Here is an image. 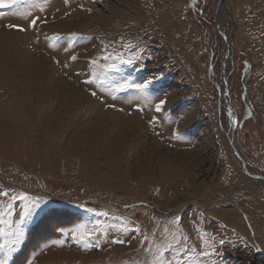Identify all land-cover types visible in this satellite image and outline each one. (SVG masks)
Returning <instances> with one entry per match:
<instances>
[{
    "label": "rangeland",
    "instance_id": "obj_1",
    "mask_svg": "<svg viewBox=\"0 0 264 264\" xmlns=\"http://www.w3.org/2000/svg\"><path fill=\"white\" fill-rule=\"evenodd\" d=\"M109 53L133 58L111 81L146 87L85 83ZM0 131V228L39 205L9 264H264V0L0 8ZM78 224L99 247L59 231Z\"/></svg>",
    "mask_w": 264,
    "mask_h": 264
},
{
    "label": "snow or ice",
    "instance_id": "obj_2",
    "mask_svg": "<svg viewBox=\"0 0 264 264\" xmlns=\"http://www.w3.org/2000/svg\"><path fill=\"white\" fill-rule=\"evenodd\" d=\"M18 0H0V8H5V7H11L13 4H16ZM65 3L68 2V0H64ZM36 7V6H34ZM44 9L41 8L40 11H43ZM87 11H91V9H87ZM21 16H24L27 18L28 16L31 15L29 12H22L19 13ZM41 23H46V20L42 19L39 16L33 17L29 21V26L32 28H36L39 24ZM10 28H18L20 31H24L25 29L22 26L19 25H8ZM78 37L76 36L75 33L72 34V39H77ZM52 39L59 41L61 37L59 35H56ZM129 47H131L129 45ZM73 61L77 59L76 56H71L70 57ZM135 58L139 59V53L135 54ZM103 60H112L113 63L107 64V65H100V67L104 68V72L102 75H98L96 71H93L90 76L91 78L86 80L85 83L89 85H95L98 88H110L113 89L114 91H123L128 87H135V88H141V87H146V85L141 86V85H133L129 84L127 80H125L124 83H115L111 81L108 77V73L111 72H119L121 69L119 68V64H129L131 65L133 63V58H127L125 59L121 54L117 53L116 55H112L109 53L108 55L103 56ZM92 65L96 66L98 64L97 60L91 61ZM143 68V65H140V68L137 70L139 71L140 69ZM148 83H151L149 81ZM93 96H96L97 93L95 91L92 92ZM166 103L165 100H161L159 104L155 106V111L156 112H161L163 110V106ZM111 106V105H110ZM156 118H153V121L151 123L155 122ZM233 123L235 124L236 121L233 119ZM4 196H8L9 194L7 192L2 193ZM12 199H19V200H25L27 199L26 195H20L16 197H12ZM36 207H39L38 204H36L35 201H32L29 205L25 207L23 210V213L20 215V218L17 222V228L16 231L14 232H5L3 228H0V236H10L12 239L10 242L6 243H0V264H9V261L12 258V254L18 250V247L24 242V229L22 225H24L27 221L31 220L33 212ZM12 204L7 205V211H0V225L2 224H8L9 221L5 220L4 217L5 215L11 216L12 212ZM88 211H92V209H88ZM125 232L128 231V229L125 227L123 229ZM59 231L65 236V237H70L73 241H75L78 244H81L85 249H89L93 246L99 247L101 243V238L106 237L107 233H101L97 234L95 229L89 228L85 224H78L73 228H60ZM135 232H140L139 228L134 229ZM168 229H165V232H167ZM143 235V234H142ZM143 240L148 241V236L143 235ZM110 243L114 244H124L126 243L125 240L119 239V240H111L107 241ZM54 245H60L63 246L65 241L64 240H55L52 242ZM224 241L221 240V244H223ZM259 251V249H257ZM203 254V253H202ZM159 264H172L170 260H165L161 258L159 260Z\"/></svg>",
    "mask_w": 264,
    "mask_h": 264
},
{
    "label": "bare ground",
    "instance_id": "obj_3",
    "mask_svg": "<svg viewBox=\"0 0 264 264\" xmlns=\"http://www.w3.org/2000/svg\"><path fill=\"white\" fill-rule=\"evenodd\" d=\"M1 132V131H0ZM2 134H3V132H1ZM2 134H1V136H2Z\"/></svg>",
    "mask_w": 264,
    "mask_h": 264
}]
</instances>
